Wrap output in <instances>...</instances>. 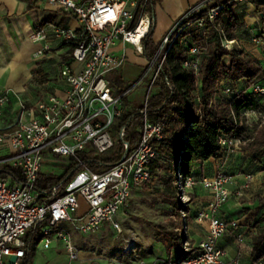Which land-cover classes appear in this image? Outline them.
Listing matches in <instances>:
<instances>
[{
	"label": "built area",
	"instance_id": "built-area-1",
	"mask_svg": "<svg viewBox=\"0 0 264 264\" xmlns=\"http://www.w3.org/2000/svg\"><path fill=\"white\" fill-rule=\"evenodd\" d=\"M41 1L75 18L78 28L73 30L48 24L32 35L34 42L44 43L43 49L36 54L37 58L50 51L49 43L53 41L70 49L69 59L60 72L67 90L62 97L47 95L33 106L20 102L18 120L10 132L0 135V146L7 144L11 151V157L1 163L20 169L23 176L22 183L14 182L11 177L0 179V264H10L13 256L18 259L15 264H20L30 251L28 231L39 227L42 239L32 249L40 243L45 250L54 243H62L71 261L78 259L72 234H95L106 226L119 235L123 234L117 216L128 206L134 190L153 183L151 165L160 157L155 143L164 137L161 123L148 117L151 92L174 41L191 26L188 23L190 16L200 13L208 2L216 0L204 1L190 8L163 38L157 55L148 61L142 79L120 96L116 95L108 81L110 73L121 69L126 61L125 52L118 53L115 48L119 44L131 45L136 52L144 54L143 41L149 35L152 24L148 12L149 0ZM242 1L232 0V3ZM223 7L219 4L207 11L211 22L219 16ZM195 24L203 29L204 19L199 18ZM234 43L222 42L229 51L234 50ZM201 55L198 48H191L183 68L198 76ZM149 77V92L137 129V147L130 149L124 143L126 152L123 158L108 171L95 173L86 169L69 185L64 196H58L60 185L54 189L51 201L41 202V194L36 189L39 175L55 174L51 171L58 162L55 157L63 158L67 163L71 160L83 165L80 154L95 152L102 155L114 148L113 124L128 111L123 100ZM253 90L264 95V88L254 85ZM240 93L230 86L222 90V94L230 100ZM196 102L199 104L200 100ZM10 103L11 94L0 93V119ZM248 112L241 116H246ZM125 135L126 131L122 129L116 139L123 140ZM219 143L227 154H232L240 141L221 137ZM228 183L229 177L223 172H218L213 178H203L200 184L210 194L211 201L196 219L199 223L209 222L208 234L196 252L171 264H242L240 254L227 262V253L219 246L221 239L230 230H237L239 224L218 216V213L232 196H242L243 190L252 183V176H248L242 188L235 193L228 189ZM177 186L185 192L196 187L197 182L192 176L180 177ZM81 201L87 209L80 213ZM234 237L238 244L244 243L242 234L237 233ZM132 249L129 245L128 251Z\"/></svg>",
	"mask_w": 264,
	"mask_h": 264
},
{
	"label": "trees",
	"instance_id": "trees-1",
	"mask_svg": "<svg viewBox=\"0 0 264 264\" xmlns=\"http://www.w3.org/2000/svg\"><path fill=\"white\" fill-rule=\"evenodd\" d=\"M161 0H149L148 12L152 17L149 35L143 41L144 56L153 60L159 51L153 36L156 28L155 10ZM208 1L202 0L201 2ZM258 10L262 30L257 35L264 41V0H250ZM223 5L219 16L211 22L207 11L217 5ZM204 19V28H199L195 21ZM191 26L185 29L174 41L166 60L162 65L154 93L148 102V117L153 122L161 123L164 131L163 140L155 143V149L160 157L151 165L153 178H159L167 188L166 201L175 209L183 207L175 190L178 189L180 177L193 176L192 165L195 162L220 161L227 154L219 143L221 137L232 140L243 138V152L261 164L264 170V123H259L252 131H247L239 119L246 111L259 112L264 115V96L255 93L254 85L264 73L259 61L241 49L229 51L223 47V41H234L243 23L236 12V4L232 0H216L208 2L206 8L188 19ZM196 47L201 52V69L198 76L191 70L183 68V63L189 58V51ZM165 52L162 54L164 55ZM238 83H243L245 89L240 90ZM230 86L241 91L232 100L215 103L221 89ZM260 87V86H259ZM252 88V92L247 90ZM200 100L199 104L196 102ZM141 107L138 110L127 111L117 119L112 128V134L118 142L113 149L98 155L95 152L82 153L83 165L68 161V169L61 175L40 174L36 189L41 194V202H49L55 188L62 185L58 196H64L74 179L86 169L95 173H103L115 166L123 158L126 149L137 147L139 135L137 129L142 121ZM125 129L123 140H117V133ZM245 136V137H244ZM65 161V160H64ZM73 161V160H72ZM165 172V177H160ZM11 177L14 182L22 183V172L18 168L3 165L0 169V179ZM154 181V180H153ZM264 186V184H263ZM251 203H258L261 217L252 227L255 234L252 239V256L255 261L264 258V196H256ZM41 227L28 235L27 244L30 249L26 258L20 264H31L32 246L42 239ZM161 242L168 251L180 249L179 241L171 239L170 232L158 231ZM198 250V249H197ZM192 250L181 254L174 262L186 259Z\"/></svg>",
	"mask_w": 264,
	"mask_h": 264
},
{
	"label": "crops",
	"instance_id": "crops-1",
	"mask_svg": "<svg viewBox=\"0 0 264 264\" xmlns=\"http://www.w3.org/2000/svg\"><path fill=\"white\" fill-rule=\"evenodd\" d=\"M201 1L161 0L155 10L156 28L153 36L155 41L163 39L183 15ZM235 4L243 26L238 31L234 46L259 61L264 68V41L257 37L263 28L261 21L258 23L256 18L259 16L258 10L250 0ZM48 24L73 30L78 28L75 18L45 5L41 0H0V93L11 94V103L0 119V130L11 120H15L16 123L21 114L20 102L26 106H33L47 95L62 97L67 90L60 72L69 59L70 49L53 41L49 43L50 51L42 57H36L43 49L44 43L34 42L32 35L37 29ZM257 40L260 42L257 43ZM126 50L127 45L119 44L115 48L118 53ZM257 81L258 85L264 88V73ZM247 91L253 90L250 88ZM126 108L130 111L128 106ZM5 149L10 150L7 144L0 146V150ZM198 171L208 178H213L218 172L225 173L229 177L227 187L232 193L242 188L247 177L252 176V183L248 189L243 190L242 196L239 198L232 196L218 213V216L230 222L237 221L239 224L237 230H230L221 239L219 246L226 251L227 262H231L240 254L242 264H264V258L255 261L252 256V239L255 234L252 227L261 217V208L258 203H251L254 197L264 196L263 166L242 153L228 155L220 161L195 162L192 165V172ZM197 195L198 198L191 205L187 217L188 243L191 244L192 250L199 248L209 231V222L199 223L196 218L197 213L211 201V196L208 192L207 195ZM81 209L83 211L87 209L83 201ZM120 214L124 220L123 234L118 236L110 226H106L87 239L85 236H78L77 242H83L85 245L83 248L75 245L78 251L76 261L70 260L62 243H54L48 250L36 247L31 264H171L180 257L181 249L168 251L153 230L129 225V215L123 211ZM237 233L244 236V243L241 245L234 237ZM132 236L137 240L134 241L136 244L134 254L128 251L129 244L132 245Z\"/></svg>",
	"mask_w": 264,
	"mask_h": 264
},
{
	"label": "rangeland",
	"instance_id": "rangeland-1",
	"mask_svg": "<svg viewBox=\"0 0 264 264\" xmlns=\"http://www.w3.org/2000/svg\"><path fill=\"white\" fill-rule=\"evenodd\" d=\"M257 21L260 23V17L257 15ZM163 39L156 42L153 38L154 44H161ZM251 41V39H250ZM236 49V47H234ZM239 49V48H238ZM126 61L123 67L119 70H116L108 76V81L110 82L111 87L117 96L123 95L129 91L138 81L142 79L146 72V65L148 59L136 52L135 48L131 45H127ZM252 57V56H251ZM150 77L145 79L140 86L132 90L127 97L123 100L125 106H128L130 111L138 110L145 105L146 97L149 92ZM239 89H244L245 85L238 84ZM220 90L218 96L215 99V103H222L228 101V98L222 94ZM155 90H150L151 93H154ZM150 94V93H149ZM240 124L246 128L247 131H252L256 128L260 122L264 123V115L259 112L249 111L246 116H240ZM15 120H11L5 128L0 130V135L10 132L12 126L14 125ZM245 137V136H244ZM236 151L230 155H241L243 152V138L239 140ZM120 142L115 140V145ZM11 157L10 150H0V169L3 167L2 161L9 159ZM58 162L52 167V170L55 175H61L64 171L68 169L67 162L63 158L55 157ZM160 177H165V172H160ZM194 179L197 182V186L191 190H186L181 192L179 188L175 190V194L180 200L183 207H179V210H175L170 203L166 201L169 191L163 186V182L159 178H155L153 183L148 186H144L140 189L134 190L132 197L129 201V204L123 212L126 215H129L130 222L129 225H133L140 229V227L145 229L153 230L155 235L161 240L158 231L170 232L172 234L171 239H176L179 241L180 249L182 254H186L192 251V246L188 243V222L187 219L190 211V207L196 199L198 198L197 194L207 195V192L202 188L201 181L203 178H208V176H203L202 173L193 172ZM204 208V207H203ZM83 212L82 209L79 211ZM199 213V212H198ZM197 213V215H198ZM121 215V214H119ZM117 216V220L124 223L122 217ZM129 228V227H128ZM123 229V227H122ZM114 231V230H113ZM33 230H29L28 234H31ZM115 232V231H114ZM116 233V232H115ZM91 235V234H90ZM90 235H86L84 238L87 239ZM122 235V234H121ZM74 244L80 245L83 248L85 243H78V234H72ZM119 236V234H118ZM115 238V237H114ZM136 238L132 236L131 246L132 250L130 253L134 254L135 252V240ZM130 245V244H129ZM43 243H40L38 248L42 249ZM35 253V249L32 250V255Z\"/></svg>",
	"mask_w": 264,
	"mask_h": 264
},
{
	"label": "water",
	"instance_id": "water-1",
	"mask_svg": "<svg viewBox=\"0 0 264 264\" xmlns=\"http://www.w3.org/2000/svg\"><path fill=\"white\" fill-rule=\"evenodd\" d=\"M18 261L17 257L13 256L10 260V264H15Z\"/></svg>",
	"mask_w": 264,
	"mask_h": 264
}]
</instances>
